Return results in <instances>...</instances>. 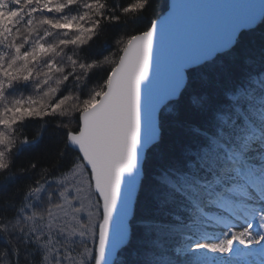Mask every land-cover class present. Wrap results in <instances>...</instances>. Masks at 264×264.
<instances>
[{
    "label": "snow or ice",
    "instance_id": "6c2138e0",
    "mask_svg": "<svg viewBox=\"0 0 264 264\" xmlns=\"http://www.w3.org/2000/svg\"><path fill=\"white\" fill-rule=\"evenodd\" d=\"M151 5L0 0V264H264V42L241 49L264 0L174 53L162 88ZM50 124L52 164L17 169Z\"/></svg>",
    "mask_w": 264,
    "mask_h": 264
},
{
    "label": "water",
    "instance_id": "95a60500",
    "mask_svg": "<svg viewBox=\"0 0 264 264\" xmlns=\"http://www.w3.org/2000/svg\"><path fill=\"white\" fill-rule=\"evenodd\" d=\"M262 0H168L166 11L154 21L162 20L163 34H158L159 72L157 87L164 86L170 57L212 40L221 39L219 29L236 6ZM155 72V71H154Z\"/></svg>",
    "mask_w": 264,
    "mask_h": 264
},
{
    "label": "trees",
    "instance_id": "16d2710c",
    "mask_svg": "<svg viewBox=\"0 0 264 264\" xmlns=\"http://www.w3.org/2000/svg\"><path fill=\"white\" fill-rule=\"evenodd\" d=\"M168 0H152V5L143 14L142 20L136 27L143 28L150 21H153L167 9ZM113 33H109V40L111 41ZM264 42V27L258 28L256 31L247 33L243 35L241 39V49H256L260 44ZM102 73L93 77L92 83L98 82L101 78ZM186 103V101L184 102ZM55 125L50 124L48 130L44 133L43 140L38 144V146L29 148L28 150L21 153L16 158L17 169L26 167L30 162L38 164L37 172L39 168H47L52 164L53 160L56 158L58 149L61 147V135L54 130ZM38 131L37 125L35 123L29 124L26 129L28 137H33ZM70 157H65L64 161ZM36 178V173L29 172L25 175L20 176V178L13 185H9L7 188V193L18 192L23 186L32 183ZM4 190L0 189V196H3ZM3 246V241L0 240V247Z\"/></svg>",
    "mask_w": 264,
    "mask_h": 264
},
{
    "label": "bare ground",
    "instance_id": "6f19581e",
    "mask_svg": "<svg viewBox=\"0 0 264 264\" xmlns=\"http://www.w3.org/2000/svg\"><path fill=\"white\" fill-rule=\"evenodd\" d=\"M154 75H157V74L154 72Z\"/></svg>",
    "mask_w": 264,
    "mask_h": 264
}]
</instances>
